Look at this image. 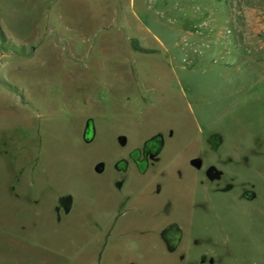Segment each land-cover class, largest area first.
I'll return each instance as SVG.
<instances>
[{
    "label": "rangeland",
    "instance_id": "1",
    "mask_svg": "<svg viewBox=\"0 0 264 264\" xmlns=\"http://www.w3.org/2000/svg\"><path fill=\"white\" fill-rule=\"evenodd\" d=\"M0 264H264V0H0Z\"/></svg>",
    "mask_w": 264,
    "mask_h": 264
},
{
    "label": "flooded vegetation",
    "instance_id": "2",
    "mask_svg": "<svg viewBox=\"0 0 264 264\" xmlns=\"http://www.w3.org/2000/svg\"><path fill=\"white\" fill-rule=\"evenodd\" d=\"M94 130L91 126V122L88 121L86 126L84 127V131L82 134V138L85 142H90L92 140V135L90 136L88 134L89 131ZM206 142H214L213 147H217V145L220 143V140L215 139L214 140H206ZM162 146H163V139L161 134L153 135L147 139H144L140 146L135 147L133 149H130L126 155L119 157L114 161L113 168L118 174V188L121 189L126 182H128L129 178L131 177L130 172L132 169L135 170L137 175L140 177V179L145 180L150 177V175L153 173V171L156 168V165L161 161L162 158ZM215 155L211 156H193L191 158V164L193 167H195L196 170L201 171L204 178L209 183H214L216 186H221V182L228 186L226 190L223 189V186L219 189H216V192H226L228 190H234L235 185L231 183L232 179L234 178V174H226L225 170L220 168V165H224L226 163L222 162L221 156L215 152ZM228 157V156H227ZM226 157V158H227ZM228 161L233 163V159L229 157ZM100 166L101 169L98 167ZM105 165L103 161H98L96 163V171L98 173H103L105 171ZM229 179H228V177ZM225 180V181H223ZM228 180V181H226ZM230 182V183H229ZM159 187L157 188V190ZM141 196L147 195L148 192L144 193L143 191H140ZM132 195H126L121 197L119 204L117 205V208L114 215L112 217L111 222H114L116 218H123L128 213L138 214L142 215L143 211L142 209L134 204L132 201ZM153 215H156L155 212H153ZM152 218H155L154 216H151ZM112 227V223H110L109 229L106 230V235L108 236V232L110 228ZM122 232L124 230H121ZM178 228L174 223L167 222L163 224L160 229L158 230V234L163 239L165 246L168 249H171V245L173 241L175 242L176 234H177ZM173 248V247H172ZM174 249V248H173Z\"/></svg>",
    "mask_w": 264,
    "mask_h": 264
}]
</instances>
